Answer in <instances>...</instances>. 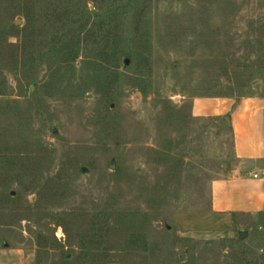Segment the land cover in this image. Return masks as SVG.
Instances as JSON below:
<instances>
[{
  "label": "rangeland",
  "instance_id": "374dc122",
  "mask_svg": "<svg viewBox=\"0 0 264 264\" xmlns=\"http://www.w3.org/2000/svg\"><path fill=\"white\" fill-rule=\"evenodd\" d=\"M222 98L264 99V0H0V264H264Z\"/></svg>",
  "mask_w": 264,
  "mask_h": 264
},
{
  "label": "crops",
  "instance_id": "0c3cea01",
  "mask_svg": "<svg viewBox=\"0 0 264 264\" xmlns=\"http://www.w3.org/2000/svg\"><path fill=\"white\" fill-rule=\"evenodd\" d=\"M195 105L196 115L223 119L233 134V158L213 184L215 211L242 216L263 214L264 99L222 98L196 101Z\"/></svg>",
  "mask_w": 264,
  "mask_h": 264
},
{
  "label": "water",
  "instance_id": "95a60500",
  "mask_svg": "<svg viewBox=\"0 0 264 264\" xmlns=\"http://www.w3.org/2000/svg\"><path fill=\"white\" fill-rule=\"evenodd\" d=\"M17 24H19V22ZM126 64H129L128 60H127ZM114 169H115V162H113V166H112V170H114ZM83 172H86V170L84 169ZM13 195H15V194L13 193ZM238 230H240L241 240H244L245 238H247L248 234L246 232H243V228L238 227Z\"/></svg>",
  "mask_w": 264,
  "mask_h": 264
},
{
  "label": "built area",
  "instance_id": "2783aa9c",
  "mask_svg": "<svg viewBox=\"0 0 264 264\" xmlns=\"http://www.w3.org/2000/svg\"><path fill=\"white\" fill-rule=\"evenodd\" d=\"M255 177H256V178H258V176H257V175H256Z\"/></svg>",
  "mask_w": 264,
  "mask_h": 264
}]
</instances>
